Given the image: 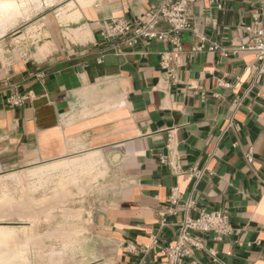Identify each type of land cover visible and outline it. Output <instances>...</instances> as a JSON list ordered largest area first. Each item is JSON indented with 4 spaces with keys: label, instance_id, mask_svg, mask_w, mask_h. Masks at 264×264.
<instances>
[{
    "label": "crops",
    "instance_id": "1",
    "mask_svg": "<svg viewBox=\"0 0 264 264\" xmlns=\"http://www.w3.org/2000/svg\"><path fill=\"white\" fill-rule=\"evenodd\" d=\"M86 1L67 4L61 23L46 18L37 45L27 41L0 57V176L100 153V177L84 183L97 192L84 206L89 224L62 264H164L154 239L162 247L175 241L180 222L197 216L184 210L189 201L227 212L235 231L221 240L205 235L199 264H264V74L253 71L254 52L238 51L249 42L242 25L252 23L261 0H196V33L182 35L173 78L160 66L170 43L153 40L119 54L101 35L103 21L134 22L158 0ZM45 45L51 52L40 57ZM29 93L25 106L10 105L13 95ZM230 121L239 129H228ZM178 168L208 174L196 182ZM177 187L181 199L172 206ZM53 232L16 234L24 242L34 236L41 252L43 236Z\"/></svg>",
    "mask_w": 264,
    "mask_h": 264
},
{
    "label": "rangeland",
    "instance_id": "2",
    "mask_svg": "<svg viewBox=\"0 0 264 264\" xmlns=\"http://www.w3.org/2000/svg\"><path fill=\"white\" fill-rule=\"evenodd\" d=\"M72 1L43 0L27 9L24 7L26 12L0 28V57H4L5 51L20 48L27 41L36 44L39 39L43 40V25H49L46 18L51 15V18L49 17L51 24L52 21L54 23L57 20L61 23L67 12V9H64L67 4L69 9L75 8L76 3L82 7L79 0L76 3ZM60 9L62 10L59 11ZM77 13L79 15L72 20L76 21L80 18L81 14L78 10L74 15ZM44 35L49 36L48 33ZM72 171L71 169L67 173L66 171L54 173L46 177L48 182L46 178L43 182L40 181L41 179L28 176L25 172L10 173L17 176L12 179L8 177L10 174L0 176V227H16L17 233L25 229L26 231H54L52 235L43 236L41 252H39L40 248L35 249L36 243L39 242L34 240V236L23 237L28 240L25 242L21 240L22 237L15 236L16 241L13 247L18 248L23 254L22 257L17 258L16 264H45L47 260L62 264L72 254H76L73 250L76 247L75 243L89 224V220L85 219V207L89 204L90 197H93L92 200L96 199L97 192L91 186H87L94 182L93 177L85 175L83 182L87 185L77 184L72 181V177L75 176L70 175L74 173ZM87 179H90L91 183H86ZM90 203L93 202L90 201ZM56 239L58 246L46 250L45 242Z\"/></svg>",
    "mask_w": 264,
    "mask_h": 264
},
{
    "label": "built area",
    "instance_id": "3",
    "mask_svg": "<svg viewBox=\"0 0 264 264\" xmlns=\"http://www.w3.org/2000/svg\"><path fill=\"white\" fill-rule=\"evenodd\" d=\"M196 0H158V4L150 11L145 12L134 22H129L120 18H110L102 22L101 35L105 45L116 53H123L126 49H133L150 41L158 40L168 42L172 45L170 52L161 55V69L173 78L171 65L178 61L183 53L182 35L185 32L193 31L194 17L191 7ZM243 30L249 36V42L240 46L238 51H250L256 54L259 65L253 67L256 75L264 74V0L260 1L259 9L252 14V23L243 24ZM205 40V39H204ZM199 52L203 47L197 49ZM102 57L99 62L102 63ZM42 77V74L38 75ZM33 99L32 93L26 95H13L9 103L13 107H23ZM228 129L238 130L239 126L233 121L229 122ZM172 137L169 136L168 147L171 146ZM247 163H253L252 151L245 155ZM163 163H168L162 159ZM177 174L186 173L191 179L199 182L206 174L207 169L197 168L183 172L176 170ZM179 188H175L169 198L170 204L175 206L181 199ZM184 210H195L196 217L186 216L178 225V234L174 242L162 247L157 238L154 245L164 254V264H199L197 254L205 249L204 236L208 234L216 235L218 240L230 237L234 234V229L230 223L229 215L223 211L207 212L195 208L192 201L184 206ZM167 214V213H166ZM165 213L161 217L165 218ZM169 214L175 215L172 210ZM163 222H165L163 220ZM214 256L215 253L211 252Z\"/></svg>",
    "mask_w": 264,
    "mask_h": 264
},
{
    "label": "bare ground",
    "instance_id": "4",
    "mask_svg": "<svg viewBox=\"0 0 264 264\" xmlns=\"http://www.w3.org/2000/svg\"><path fill=\"white\" fill-rule=\"evenodd\" d=\"M42 1L43 0L1 1L0 2V28H3L6 24L10 22H13V20H15L21 14L26 12L24 11V7L27 9L28 7L36 4L37 2L40 3ZM48 1H51V0H48ZM78 2L82 7L90 6V3L87 2L86 0H79ZM78 15L79 13L74 15L73 18H76ZM50 52H51V49L49 45H45L38 50L40 57H44L46 54ZM101 163H102V156L100 155V153L94 152V153H91L85 156L84 158L80 160L78 159H75L73 161L64 160V161H61L53 165H48V166L39 167V168L37 167L34 170L32 169V171L28 173V176L36 178V179H41L40 181L44 182L46 177H49L50 175H53L54 173H57V172L64 173V171H66L67 169L76 168V170L78 169L79 172L78 171L74 173H72L73 171L71 172L72 174L70 175H73V174L75 175L72 177V181L76 182L77 184L78 183L82 184L84 183L83 179L85 175H87L88 177H93V181L98 180L100 175L98 177L95 176L94 171L96 170L97 166L100 165ZM76 170L74 169V171ZM8 177L9 179H12L17 176L10 175ZM68 177L70 176L68 175ZM102 177H104V175ZM46 179L48 182V178ZM2 200L4 201V199ZM16 231H17L16 227H9V226L0 227V264H16L17 258L22 257L23 255L22 252L18 250V248L13 247L14 242L16 241L15 236H17Z\"/></svg>",
    "mask_w": 264,
    "mask_h": 264
}]
</instances>
